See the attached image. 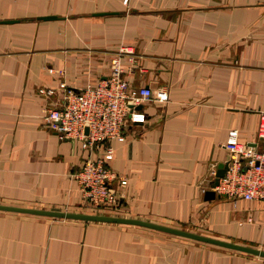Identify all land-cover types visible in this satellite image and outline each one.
Returning <instances> with one entry per match:
<instances>
[{
	"label": "crops",
	"instance_id": "0c3cea01",
	"mask_svg": "<svg viewBox=\"0 0 264 264\" xmlns=\"http://www.w3.org/2000/svg\"><path fill=\"white\" fill-rule=\"evenodd\" d=\"M115 54L129 85L163 91L165 101L142 100L135 108L144 121L109 142L105 164L126 178L110 216L264 251V199L210 189L230 157L229 130L256 151L263 143L256 128L264 116V0H0V205L93 214L72 176L87 151L41 124V109L57 102L36 89L95 84ZM0 264L264 257L143 225L0 210Z\"/></svg>",
	"mask_w": 264,
	"mask_h": 264
},
{
	"label": "built area",
	"instance_id": "2783aa9c",
	"mask_svg": "<svg viewBox=\"0 0 264 264\" xmlns=\"http://www.w3.org/2000/svg\"><path fill=\"white\" fill-rule=\"evenodd\" d=\"M126 0H122L125 2ZM119 52L129 50L120 48ZM109 74L95 84L86 83L74 90L62 80L54 88L38 87L44 99L55 97L56 107L41 109V124L59 139L76 140L87 151L80 167L72 175L82 198V205L93 214L110 216L120 204V191L126 178L115 173L105 161L112 158L111 140L123 141V129L142 123L144 114L135 108L142 100L165 101V93L154 94L143 86L133 87L122 78L119 55L109 59ZM52 72L51 69L47 70ZM62 76V71H55ZM263 116V115H262ZM256 135L263 140L256 151L236 141V131L229 130L224 143L230 154L222 176L210 188L217 195L231 199H264V116Z\"/></svg>",
	"mask_w": 264,
	"mask_h": 264
},
{
	"label": "water",
	"instance_id": "95a60500",
	"mask_svg": "<svg viewBox=\"0 0 264 264\" xmlns=\"http://www.w3.org/2000/svg\"><path fill=\"white\" fill-rule=\"evenodd\" d=\"M44 18L50 19L53 17H44ZM225 169H226V163L217 166L218 171L215 173L214 184L216 182V179L222 176ZM211 196H212V192H206L204 197L211 198ZM0 210L25 212V213H31V214H37V215H48V216H55V217L75 218V219H82L85 221L90 220V221H103V222H112V223H127V224L129 223V224L143 225V226L152 227L154 229L164 231L170 234L187 237L190 239H194V240L205 242V243L212 244V245H217V246L224 247V248L246 252L252 255H257L259 257H264V251L262 250L245 247V246L238 245L235 243L225 242V241H221V240H217V239H213V238H209V237H205L201 235L187 233V232L180 231V230L173 229V228H168V227H164L160 225H154V224L142 222L139 220L123 219L119 217H112V216L98 215V214L84 215V214H77V213H63V212H54V211L35 210V209H27V208H20V207L7 206V205H0Z\"/></svg>",
	"mask_w": 264,
	"mask_h": 264
}]
</instances>
